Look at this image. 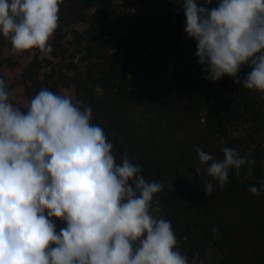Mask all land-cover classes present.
<instances>
[{"label":"clouds","instance_id":"1","mask_svg":"<svg viewBox=\"0 0 264 264\" xmlns=\"http://www.w3.org/2000/svg\"><path fill=\"white\" fill-rule=\"evenodd\" d=\"M61 3L0 0V36L16 52L52 53ZM182 6L205 79L229 76L264 100V0ZM244 66L251 71L238 78ZM13 99L0 78V264H189L171 221L157 215L163 183L146 179L135 156L117 162L91 105L46 88L26 110ZM195 151L206 166L195 169L207 194L214 193L208 177L223 187L231 169L251 172L255 164L229 147L223 159ZM249 191L261 195L264 184Z\"/></svg>","mask_w":264,"mask_h":264},{"label":"trees","instance_id":"2","mask_svg":"<svg viewBox=\"0 0 264 264\" xmlns=\"http://www.w3.org/2000/svg\"><path fill=\"white\" fill-rule=\"evenodd\" d=\"M119 1L129 0H62L60 27L50 41V54L60 61L36 55L23 69L27 105L43 88L58 93L74 82V102L91 105L92 122L104 129L119 163L126 154L122 133L128 106L142 105L152 87L164 78L169 53L176 64L174 87L186 103V118L201 129L211 154L223 159L222 149L229 147L255 160L251 172L246 166L238 174L231 169L226 185L258 198L261 206L252 216L255 244L247 251L244 264H264V192L257 196L249 191L251 186L264 184L261 94L243 88L229 76L217 82L205 79L207 73L195 55L197 42L184 31L186 17L178 0H136L141 4L133 13L122 9ZM71 10L86 25L73 33L72 40L82 63L61 42L70 30ZM44 62L51 67L48 73L41 72ZM250 71L244 66L238 78ZM8 86L11 90L12 85ZM157 215L171 221L178 247L189 264H200L198 257L211 248L224 250L232 244L233 232L227 226L192 216L174 204ZM57 224L58 229L65 226Z\"/></svg>","mask_w":264,"mask_h":264},{"label":"rangeland","instance_id":"3","mask_svg":"<svg viewBox=\"0 0 264 264\" xmlns=\"http://www.w3.org/2000/svg\"><path fill=\"white\" fill-rule=\"evenodd\" d=\"M181 11H183L182 2ZM122 9L133 13L141 2L119 1ZM71 18L69 33L62 44L69 48L79 63L81 53L72 42L73 33L83 30L86 25L79 22L76 11L68 12ZM38 55L40 59L60 61L51 54H42L33 49L27 52L13 50L9 39L0 36V78L7 85H12L13 103L22 108L27 107L25 82L21 74L31 60ZM166 74L151 89L142 105L128 106L125 115L126 125L122 138L126 143L124 157H137L134 164L143 167L145 178L151 177L163 183L164 190L157 194L160 199L159 212L168 205L174 204L188 214L197 218L214 220L227 226L233 232L232 244L224 249H209L205 255L198 257L200 264H222L224 261L244 264L247 251L255 244L252 216L260 208L258 198L236 191L226 184L220 187L219 182L212 181L214 193L207 194L203 186V176L196 174L200 165L196 147L207 153L210 150L199 127L192 125L186 118V103L174 87L176 64L167 53ZM51 67L43 63L42 73L50 72ZM58 93H67L75 97L74 82L68 87H61ZM155 206V205H154ZM158 212V213H159Z\"/></svg>","mask_w":264,"mask_h":264}]
</instances>
